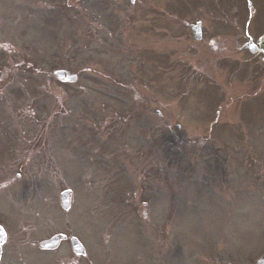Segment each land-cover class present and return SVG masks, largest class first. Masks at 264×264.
<instances>
[{"label":"rangeland","instance_id":"374dc122","mask_svg":"<svg viewBox=\"0 0 264 264\" xmlns=\"http://www.w3.org/2000/svg\"><path fill=\"white\" fill-rule=\"evenodd\" d=\"M142 1L159 10L154 48L146 49L151 34L139 31L143 51L135 50L136 24L147 13L129 0H0L5 20L15 10L21 29L12 54L0 53V63L17 68L0 78L8 89L0 92V218L11 237L24 229L4 264H68L69 242L51 251L36 244L57 232L85 245L79 264H254L264 256V64L235 47L253 80L233 76L226 88L234 98L208 132L211 88H182V98L171 92L168 8L186 1ZM177 16L182 21L183 11ZM60 65L79 80L62 84L42 73ZM136 78L141 95L157 98L158 123L134 112L128 88ZM149 79L159 89L140 86ZM171 110L181 130L165 122ZM16 154L30 167L14 170ZM66 188L68 210L60 206Z\"/></svg>","mask_w":264,"mask_h":264},{"label":"flooded vegetation","instance_id":"af4514ba","mask_svg":"<svg viewBox=\"0 0 264 264\" xmlns=\"http://www.w3.org/2000/svg\"><path fill=\"white\" fill-rule=\"evenodd\" d=\"M185 1L186 2L182 6H174V4H171V28L169 32L170 40L172 39L169 57L170 60L173 58L171 61V76L187 74L190 77H202L194 81L193 84H204L205 78H209L216 85H219L221 90H224L226 85H223L222 81L226 84H233L232 78L236 75V72L233 73V71L239 69V64H244L242 57L240 58V56L236 55V53L239 54L237 51H239L240 45L249 42L258 44L260 37L264 35V0ZM140 5L144 7L143 3H140ZM175 7L177 9H175ZM179 10L183 11V16L181 17L182 21H179V16H177L178 12H180ZM8 13L10 16L6 19L7 21L5 20L4 14L2 12L0 13V25H2V27L0 26V36L2 35L3 37L5 34V40L1 41L0 39V53L3 54H12L16 49V44L14 42V35L17 31L16 13L15 10H11ZM152 27L153 26L150 27L151 30ZM24 32H27L26 29H24ZM177 39L182 43L178 42L180 46H174ZM235 47L237 51H235ZM252 54L257 55L260 60L263 59L257 52ZM250 60H254V56L251 55ZM16 69L17 68H6L0 75V78L5 79ZM218 70L220 73H223L222 76L224 77L222 79L219 78V74L217 75ZM225 75H229L228 82ZM14 77L16 78V76L13 75L10 79L14 80ZM251 79L252 76L246 78V80L249 81ZM218 82L221 83L219 84ZM5 91H8V89H0V92ZM28 92H30V87L28 88ZM229 92V89L225 91L226 94H230ZM140 96L142 97V95ZM2 97L5 96L2 94ZM233 98L234 97L231 95L230 99L217 100V103L226 105V102ZM219 108H221V106H219ZM137 110L145 114V116H149L148 119L151 121L153 118H156V123H158L161 112L159 109H155L152 98L136 101L134 112H138ZM140 112H138V115H143ZM217 113L219 115L220 111H217ZM119 117L122 119L126 118V116L121 115H119ZM153 122H155L154 119ZM173 124H178V121L171 113L172 128ZM178 128L180 129L179 126ZM16 149H19V146ZM10 158V163L14 167V170L18 169L20 172L24 171L27 169V164H29L30 167L29 160L24 161L25 164L17 163L16 161L19 162L21 160L18 155L16 157L17 159L13 155L10 156L9 159ZM16 164H18L17 167ZM16 176L19 178L21 174L17 173ZM15 181L16 177H12L10 180H6L3 185L11 186ZM4 230L7 233L5 227ZM23 230L24 229L17 230L12 237H9L7 234L2 240L0 239V264H4L6 255L8 257H13L15 255L14 245L17 246V244L21 243L17 236H19V232ZM73 254L74 259L72 261L76 264H79L80 257L87 255L75 252H73Z\"/></svg>","mask_w":264,"mask_h":264},{"label":"water","instance_id":"95a60500","mask_svg":"<svg viewBox=\"0 0 264 264\" xmlns=\"http://www.w3.org/2000/svg\"><path fill=\"white\" fill-rule=\"evenodd\" d=\"M261 51L264 52V37H263V42L261 43V48H260ZM69 193L70 191H65L63 192L62 194V201H63V204L65 206H68L69 205ZM61 238L60 235H57L55 237H53L52 239L48 240V241H44L41 243V246H55L59 239ZM72 245L73 247L76 249V250H80V251H83V248L81 247V243L76 239V238H73L72 239Z\"/></svg>","mask_w":264,"mask_h":264}]
</instances>
